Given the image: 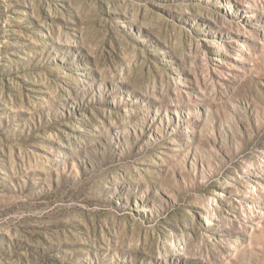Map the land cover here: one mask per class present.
Returning a JSON list of instances; mask_svg holds the SVG:
<instances>
[{
	"label": "rangeland",
	"instance_id": "rangeland-1",
	"mask_svg": "<svg viewBox=\"0 0 264 264\" xmlns=\"http://www.w3.org/2000/svg\"><path fill=\"white\" fill-rule=\"evenodd\" d=\"M0 264H264V0H0Z\"/></svg>",
	"mask_w": 264,
	"mask_h": 264
}]
</instances>
